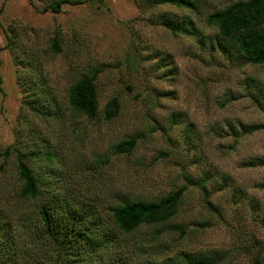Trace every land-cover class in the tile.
Listing matches in <instances>:
<instances>
[{
    "label": "rangeland",
    "instance_id": "1",
    "mask_svg": "<svg viewBox=\"0 0 264 264\" xmlns=\"http://www.w3.org/2000/svg\"><path fill=\"white\" fill-rule=\"evenodd\" d=\"M54 1L0 0V222L11 234L13 264H69L42 238L31 246L21 236L41 230V198L20 194L17 154L37 149L51 159L25 161L42 188L49 182L71 202L92 205L116 232L111 249L133 264H182L185 253L214 254L216 264L264 259V161L247 163L264 160V64L208 48L214 27L206 14L235 0H197L195 9L80 0L41 9ZM163 17L190 18L198 32L172 31ZM82 75L93 76L94 118L67 102ZM112 96L119 107L105 118ZM130 137L129 151L115 150ZM179 188L167 219L129 232L112 223L109 208L121 199Z\"/></svg>",
    "mask_w": 264,
    "mask_h": 264
},
{
    "label": "trees",
    "instance_id": "2",
    "mask_svg": "<svg viewBox=\"0 0 264 264\" xmlns=\"http://www.w3.org/2000/svg\"><path fill=\"white\" fill-rule=\"evenodd\" d=\"M80 0H55L41 7L58 11L63 2H77ZM151 4L171 3L177 6L196 8L197 0H147ZM184 22V23H183ZM206 22L214 27L208 36V48L217 50L227 58L240 62L264 64V0H235L217 7L206 14ZM161 23L172 31L193 29L198 32L190 18L184 21L169 17L161 18ZM55 45V42H52ZM264 95V94H263ZM67 102L71 109L87 118H94L97 114V98L92 75H82L72 82L67 91ZM119 107L115 96L110 97L104 106V117H113ZM264 109V104L261 106ZM35 111H39L37 108ZM246 131L253 128L246 125ZM134 145V138L123 139L115 145L116 151H129ZM40 152V153H39ZM42 154L51 159L48 151L37 149L17 154V173L21 180L20 194L24 196H40L37 207L40 219V231L37 233L21 231L28 245L42 241L60 250L65 256L62 260L77 264H133L131 259L118 251L111 249L118 238L116 232L102 224L97 211L91 205H77L68 198L60 195L57 187L48 182L47 189L42 188V180L29 167L25 159L31 155ZM261 157H253L248 164L263 162ZM227 180L223 175V182ZM181 189H177L157 199H121L110 206L109 212L112 223L121 231L129 232L142 223H155L167 219L176 211L177 197ZM43 192V193H42ZM264 223V217L260 219ZM25 228V227H24ZM5 234V235H4ZM7 234V236H6ZM14 237H16L14 235ZM36 237V238H35ZM9 229L0 222V264H13V241L10 239ZM37 239V240H36ZM119 243V242H118ZM20 249V248H19ZM27 251V250H24ZM21 256L25 253L17 252ZM214 254L189 257L183 254L182 264H216ZM143 264H159L155 260L146 259ZM249 264H264V259L254 256Z\"/></svg>",
    "mask_w": 264,
    "mask_h": 264
}]
</instances>
